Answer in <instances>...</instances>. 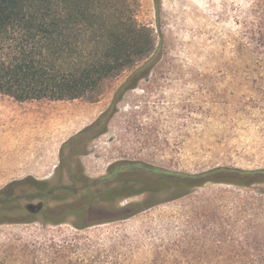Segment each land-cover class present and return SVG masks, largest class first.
Masks as SVG:
<instances>
[{"label":"rangeland","instance_id":"rangeland-1","mask_svg":"<svg viewBox=\"0 0 264 264\" xmlns=\"http://www.w3.org/2000/svg\"><path fill=\"white\" fill-rule=\"evenodd\" d=\"M139 2L137 20L154 29L153 49L106 82L96 101L22 103L0 93V191L25 179L55 180L64 157L91 181L118 162L186 174L264 170V40L251 13L254 0H161L158 24L154 0ZM155 56L111 109L128 78ZM95 123L101 132L64 156L63 146ZM125 171L132 179L160 177ZM149 203L132 217L87 227L72 218L59 225L0 223V264H264V181L171 186ZM42 207L28 204L4 217Z\"/></svg>","mask_w":264,"mask_h":264},{"label":"trees","instance_id":"trees-1","mask_svg":"<svg viewBox=\"0 0 264 264\" xmlns=\"http://www.w3.org/2000/svg\"><path fill=\"white\" fill-rule=\"evenodd\" d=\"M157 24L161 0H154ZM139 0H0V93L18 102L34 100L96 101L106 82L132 70L145 59L154 45V29L137 20ZM258 34L264 40V0H254L251 11ZM156 56L133 72L116 94L113 107L134 89L156 61ZM112 113L107 111L102 118ZM100 124L73 136L62 149L70 153L85 144ZM99 131V132H98ZM65 156V155H64ZM63 158L56 179L40 182L25 179L0 191V223L59 225L72 218L87 227L132 217L145 208L156 194L169 189H194L208 183L251 186L264 181V170L247 171L219 167L200 174L168 172L141 162L113 164L108 173L88 180L80 169ZM126 167L152 171L159 178L127 177ZM145 195L142 202L124 207V200ZM42 203L37 214L27 213L7 220L9 211H26L28 204ZM102 209L104 211L102 212Z\"/></svg>","mask_w":264,"mask_h":264},{"label":"bare ground","instance_id":"bare-ground-1","mask_svg":"<svg viewBox=\"0 0 264 264\" xmlns=\"http://www.w3.org/2000/svg\"><path fill=\"white\" fill-rule=\"evenodd\" d=\"M0 110H1V106H0ZM3 110H4V108H3ZM1 113H3V111H0V119L5 118V116H1V115H2ZM7 114H8V112H6V115H7ZM9 116H10V115H9ZM9 116H8V117H9ZM5 120L7 121V119H5ZM5 120H4V121H5ZM8 121H9V119H8ZM0 122H2V121L0 120ZM2 123H3V122H2ZM5 124H7V123H5ZM5 124H4V126H5ZM7 125H8V124H7ZM7 125H6V126H7ZM9 125H11V124H9ZM1 126H2V125H1ZM6 126H5V127H6ZM12 126H13V125H12ZM8 127H10V126H7V128H8ZM2 128H3V127H2ZM3 129H4V128H3ZM1 142H2V141H1ZM4 143H5V141H4ZM5 144H6V143H5Z\"/></svg>","mask_w":264,"mask_h":264},{"label":"flooded vegetation","instance_id":"flooded-vegetation-1","mask_svg":"<svg viewBox=\"0 0 264 264\" xmlns=\"http://www.w3.org/2000/svg\"><path fill=\"white\" fill-rule=\"evenodd\" d=\"M31 209H34L33 207H31ZM42 209V208H41Z\"/></svg>","mask_w":264,"mask_h":264}]
</instances>
